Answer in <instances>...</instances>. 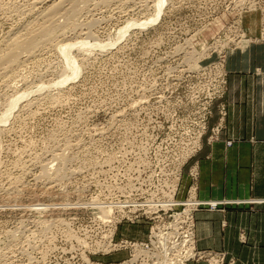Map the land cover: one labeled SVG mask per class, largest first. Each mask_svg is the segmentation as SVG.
I'll list each match as a JSON object with an SVG mask.
<instances>
[{
  "label": "rangeland",
  "instance_id": "374dc122",
  "mask_svg": "<svg viewBox=\"0 0 264 264\" xmlns=\"http://www.w3.org/2000/svg\"><path fill=\"white\" fill-rule=\"evenodd\" d=\"M29 35L43 42L0 65V264H115L125 251L95 240L110 199L185 160L190 99L226 96L227 60L264 42V0H0V59Z\"/></svg>",
  "mask_w": 264,
  "mask_h": 264
},
{
  "label": "crops",
  "instance_id": "0c3cea01",
  "mask_svg": "<svg viewBox=\"0 0 264 264\" xmlns=\"http://www.w3.org/2000/svg\"><path fill=\"white\" fill-rule=\"evenodd\" d=\"M252 20L246 30L258 37ZM226 69L227 94L212 107L202 148L184 168L179 198L194 185L198 199L220 204L196 214L199 250L225 254V264H264V42L235 53ZM216 127L221 130L213 140Z\"/></svg>",
  "mask_w": 264,
  "mask_h": 264
},
{
  "label": "built area",
  "instance_id": "2783aa9c",
  "mask_svg": "<svg viewBox=\"0 0 264 264\" xmlns=\"http://www.w3.org/2000/svg\"><path fill=\"white\" fill-rule=\"evenodd\" d=\"M224 78L222 79L223 82ZM224 96H193L190 109L196 119L194 125H185L182 135L185 160H175L165 174L155 173L157 184L146 187L136 198L128 192L110 199L107 221L103 222L106 235L98 242L102 247L99 255L107 256L114 251H125L126 257L115 264H225L223 253L199 250L196 237V214L204 209L217 210L219 203L201 201L192 185L184 199H180L184 168L202 148V141L208 132L213 104ZM224 115V113H223ZM221 127L212 132V139H218ZM191 138L184 139V138ZM231 145V142L228 143ZM198 172H190L195 182ZM252 203V202H249ZM147 225L148 233L143 239L125 237L115 239L120 226ZM112 231L113 236L107 233ZM107 264V263H105Z\"/></svg>",
  "mask_w": 264,
  "mask_h": 264
},
{
  "label": "bare ground",
  "instance_id": "6f19581e",
  "mask_svg": "<svg viewBox=\"0 0 264 264\" xmlns=\"http://www.w3.org/2000/svg\"><path fill=\"white\" fill-rule=\"evenodd\" d=\"M65 2H66V0H64ZM73 1V0H72ZM95 2V1H94ZM73 3V2H72ZM74 4V3H73ZM55 5V4H54ZM78 5V4H77ZM76 5V6H77ZM71 6V5H70ZM160 6V5H159ZM55 7V6H54ZM72 7H73V5H72ZM79 7V6H78ZM81 7V6H80ZM58 8V7H57ZM71 8V7H70ZM82 8V7H81ZM51 9V8H50ZM62 9V8H61ZM66 9V8H65ZM73 9V8H72ZM157 13L159 12V9H160V7H157ZM79 10V9H78ZM77 9H76V11H78ZM67 11V10H66ZM48 12V11H47ZM53 12V11H52ZM59 12V11H58ZM75 12V11H74ZM79 12V11H78ZM82 12V11H81ZM50 13V12H49ZM59 14V13H58ZM38 15V14H37ZM76 16V15H75ZM58 17V16H57ZM61 18V17H60ZM68 18V17H67ZM75 18V17H74ZM50 19V18H49ZM53 19V18H52ZM52 19H50V20H52ZM57 19H59V18H57ZM71 19H73V18H71ZM77 19V18H76ZM155 20V19H154ZM51 25H53V24H51ZM59 25V24H58ZM32 26V25H31ZM50 26V25H49ZM45 27V26H44ZM58 28V27H57ZM69 28V27H68ZM33 29V28H32ZM41 29H43L44 31H42ZM40 29V31L41 32H44V35H43V33H41V32H39V33H41V34H38V35H43L44 37H45V30L47 29V27H45V29L44 28H41ZM48 33L51 31H53V30H49V27H48ZM55 30V29H54ZM32 31H34V30H32ZM35 32V31H34ZM47 32V31H46ZM50 32V33H51ZM56 32V31H55ZM64 32V31H63ZM53 33L54 32H52V34H46V35H52L53 36ZM29 34H30V32H29ZM31 35H35V37L36 36H38V35H36L35 33L34 34H31ZM31 35H29V36H31ZM52 36H48V38L50 37H52ZM55 36V35H54ZM42 37V36H41ZM21 38V37H20ZM37 39H39V37H36ZM36 38H34L33 39V37L31 36V38L30 37H28V38H26V40H25V38H21L22 40H17V41H14L15 43H13V44H11L10 46V49H9V52L7 53V54H5L4 56L5 57H3L2 56V59H0L1 61H0V65H2L3 63L4 64H8V62L9 63H13V64H15L14 62L15 61H17V59H19V58H17V57H21V55H19V51H21V50H25V49H30V48H32V47H35V45H40V44H38V43H40L42 40H43V38H42V40L41 41H37V43H35L36 41H34ZM49 38V39H50ZM41 39V38H40ZM45 39H46V37H45ZM49 39H46V40H49ZM51 39H53V38H51ZM11 41V40H10ZM43 42V41H42ZM48 42V41H47ZM9 43V42H8ZM48 44V43H47ZM68 46H70V45H68ZM77 46V45H76ZM8 47H9V45H8ZM38 47V46H37ZM72 47V46H71ZM74 47V46H73ZM65 48V47H64ZM68 48V47H67ZM81 48V47H80ZM85 48V47H84ZM8 49V48H7ZM35 49H37L36 47L34 48V50ZM31 50V49H30ZM30 50H29V52H28V50H25L26 52H28V54L30 53ZM87 50V49H86ZM25 51H23V52H25ZM83 51V50H82ZM2 52V51H1ZM23 52H20V53H22L23 54ZM32 52V51H31ZM34 52V51H33ZM64 52V51H63ZM93 52V51H92ZM26 54V53H25ZM84 54V53H83ZM17 55H19V56H17ZM32 55V54H31ZM23 56V55H22ZM28 57V56H27ZM88 57V56H87ZM17 58V59H16ZM21 60V59H20ZM3 62V63H2ZM2 63V64H1ZM17 65V64H16ZM2 66H4V65H2ZM9 66H11L10 64L7 66V67H9ZM18 66V65H17ZM73 68V67H72ZM9 70V69H8ZM10 71V70H9ZM9 73H11V72H9ZM8 77V76H7ZM50 87V86H49ZM41 88V87H40ZM106 163V162H105ZM132 165V164H131ZM135 171V170H134ZM133 173V172H132ZM129 178V177H128ZM131 178V177H130ZM129 182V181H128ZM127 187V186H126ZM134 187V186H133ZM129 188V187H128ZM131 188V187H130ZM124 189H126V188H124ZM126 191V190H125ZM112 193V192H111ZM123 193V192H122ZM97 200V199H96ZM104 202V201H103ZM94 203H95V201H94ZM98 203V202H97ZM105 203V202H104ZM96 204V203H95ZM102 204V203H101ZM93 206H95L94 204H93ZM98 206H103V205H98ZM98 206H95V207H98ZM104 206H108V205H104ZM103 206V207H104ZM98 208H101V207H98ZM107 209H108V207H106ZM100 210H102V209H100ZM103 211H105V210H103ZM102 212V211H101ZM106 212H108V211H106ZM103 213V212H102ZM104 214H106V213H104ZM107 216H108V214H106ZM101 217V216H100ZM103 217H104V215H103ZM107 218L105 217V220H106ZM78 235V234H77ZM77 237V236H76ZM138 237V236H137ZM75 238V237H74ZM138 238H141V236L140 237H138ZM76 239H78V238H76ZM82 240V239H81ZM78 242V241H77ZM78 243H80V242H78ZM84 243V242H83ZM85 244H87L86 242H85ZM84 244V245H85ZM86 246H88V245H85V247ZM75 248H77V247H75ZM78 249H80V248H78ZM72 250V249H71ZM75 251V250H74Z\"/></svg>",
  "mask_w": 264,
  "mask_h": 264
}]
</instances>
